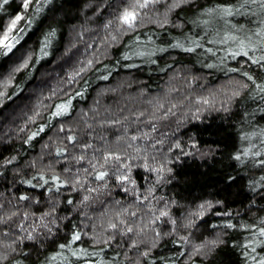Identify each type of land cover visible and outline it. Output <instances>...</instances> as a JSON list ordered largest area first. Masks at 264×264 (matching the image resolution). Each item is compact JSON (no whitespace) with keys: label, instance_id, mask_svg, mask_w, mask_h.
<instances>
[{"label":"trees","instance_id":"16d2710c","mask_svg":"<svg viewBox=\"0 0 264 264\" xmlns=\"http://www.w3.org/2000/svg\"><path fill=\"white\" fill-rule=\"evenodd\" d=\"M24 3L0 0V264H261L264 0Z\"/></svg>","mask_w":264,"mask_h":264},{"label":"snow or ice","instance_id":"6c2138e0","mask_svg":"<svg viewBox=\"0 0 264 264\" xmlns=\"http://www.w3.org/2000/svg\"><path fill=\"white\" fill-rule=\"evenodd\" d=\"M5 3L8 2V0H4ZM147 4V0H145V4H142L140 5L141 7H145ZM28 6V0H25V3H24V7L27 8ZM224 11L227 13V14H231V9H224ZM22 17L20 16H17L16 19L12 22L13 24V27L15 26L16 22L19 21ZM135 14L133 12H128V11H125L124 13V16L122 17L124 23H127L131 26V24L135 21ZM12 29L9 28V32L11 31ZM8 35L7 33H5V35L0 38V48H3V49H6L7 51L3 52L2 54L3 55H7L8 52H11L12 48L14 47V44H10L8 43ZM18 42V41H17ZM190 50V49H189ZM244 55H247V52H244L243 53ZM261 60H264V57H261L260 58ZM255 62V61H254ZM232 71H236L235 69H233ZM249 79H251V77H249ZM262 90H264V88H262ZM66 105H59L58 106V111L55 113V115H61L65 110H66ZM237 159H239V157H237ZM104 176V173H101L97 179H102ZM231 226V225H229ZM261 234L264 235V230H261ZM80 239V236L79 234H76L73 236V241H76V240H79ZM65 247L64 245H61V248ZM53 259H56V257H53ZM261 264H264V260L261 261Z\"/></svg>","mask_w":264,"mask_h":264},{"label":"rangeland","instance_id":"374dc122","mask_svg":"<svg viewBox=\"0 0 264 264\" xmlns=\"http://www.w3.org/2000/svg\"><path fill=\"white\" fill-rule=\"evenodd\" d=\"M83 264H89V263H87V262H84Z\"/></svg>","mask_w":264,"mask_h":264}]
</instances>
